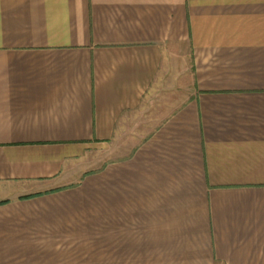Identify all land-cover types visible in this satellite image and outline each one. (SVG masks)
Segmentation results:
<instances>
[{"label": "crops", "instance_id": "crops-1", "mask_svg": "<svg viewBox=\"0 0 264 264\" xmlns=\"http://www.w3.org/2000/svg\"><path fill=\"white\" fill-rule=\"evenodd\" d=\"M0 264H264V0H0Z\"/></svg>", "mask_w": 264, "mask_h": 264}]
</instances>
